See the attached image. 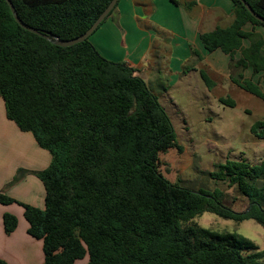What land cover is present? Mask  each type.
<instances>
[{"label":"trees","instance_id":"trees-1","mask_svg":"<svg viewBox=\"0 0 264 264\" xmlns=\"http://www.w3.org/2000/svg\"><path fill=\"white\" fill-rule=\"evenodd\" d=\"M10 1L26 25L71 40L86 33L112 0ZM171 1L186 10L197 4ZM231 1L232 24L202 34V44L264 79V38L255 28L243 30L264 24L240 0ZM245 1L264 19V0ZM242 40L250 46L241 47ZM238 49L241 58L235 61ZM201 77L211 88L208 76L201 72ZM233 82L264 98L253 81L240 76ZM0 97L8 119L52 155L49 168L36 174L46 189V208L21 204L29 234L43 240L44 264H75L86 255L88 264H263L264 250L249 253L257 247L247 239L193 221L211 213L264 228V161H228L212 173L248 199L244 212L227 207L221 191H192L169 182L160 173V155L183 150L169 115L133 68L105 59L90 38L59 47L23 29L0 0ZM221 102L235 106L231 99ZM251 130L264 140V122ZM0 203L15 201L0 193ZM17 226V218L5 214V231Z\"/></svg>","mask_w":264,"mask_h":264},{"label":"crops","instance_id":"crops-1","mask_svg":"<svg viewBox=\"0 0 264 264\" xmlns=\"http://www.w3.org/2000/svg\"><path fill=\"white\" fill-rule=\"evenodd\" d=\"M181 2L197 4L186 10L171 0H120L113 14L90 37V42L105 59L125 63L145 82L144 72L153 68L159 73L162 69L166 72L169 88L182 82L188 87L190 82H184L186 78L204 72L213 83L211 88L207 86L209 93L224 87L240 88L233 82L240 76L264 91L262 74H254L250 68L237 69L231 65L230 56L220 50L210 53L202 44V34L232 24L233 2ZM254 28L264 38V27L247 24L243 30L250 32ZM249 46L248 40L241 41V47ZM233 55L238 61L240 49ZM51 162L52 155L40 147L34 135L23 132L8 119L4 99L0 97V193L15 201L10 205L0 203V260L7 264H44L43 240L29 234L30 225L22 205L46 208V189L36 174L48 169ZM20 171L24 174L14 183ZM5 214L18 220L12 233L5 231Z\"/></svg>","mask_w":264,"mask_h":264},{"label":"rangeland","instance_id":"rangeland-1","mask_svg":"<svg viewBox=\"0 0 264 264\" xmlns=\"http://www.w3.org/2000/svg\"><path fill=\"white\" fill-rule=\"evenodd\" d=\"M144 74L146 83L169 115L183 148L181 152L170 149L160 155V173L172 184L192 191H221L227 207L236 212L247 210L250 203L237 186L218 181L212 173L228 161L250 165L264 161V140L256 138L251 130L255 123L264 122V98L233 86L209 93L199 75L183 78L184 82H190L188 87L182 82L169 88L170 79L163 69L159 73L152 68ZM220 99H231L235 106L223 104ZM193 224L247 239L257 247L249 253L264 250V228L253 220L236 222L204 213ZM88 263L89 255H86L75 264Z\"/></svg>","mask_w":264,"mask_h":264},{"label":"water","instance_id":"water-1","mask_svg":"<svg viewBox=\"0 0 264 264\" xmlns=\"http://www.w3.org/2000/svg\"><path fill=\"white\" fill-rule=\"evenodd\" d=\"M120 0H112L111 3L109 4V6L106 8V10L102 13V15L97 19V21L92 25V27L83 35L75 38V39H71V40H61L60 38L52 35V34H44L39 32L37 29L26 25L18 16V13L13 5V3L10 0H6L7 4L9 5L11 11L13 12L14 18L16 20V22L25 30L37 34L49 41H52L55 45L59 46V47H63V48H67V47H72L75 46L77 44L83 43L85 41H87L97 30L98 28L102 25V23L109 17V15L112 13V11L116 8V6L118 5ZM245 7L247 8V10L252 14V16L257 19L258 21L262 22L264 24V19L259 16L258 14H256L254 12V10L250 7V5L248 3H246L245 0H240Z\"/></svg>","mask_w":264,"mask_h":264}]
</instances>
